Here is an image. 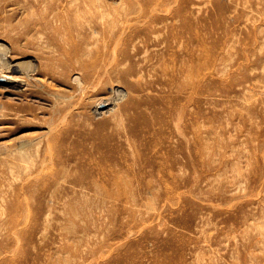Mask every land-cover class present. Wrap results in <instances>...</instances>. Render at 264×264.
Instances as JSON below:
<instances>
[{"label": "rangeland", "instance_id": "rangeland-1", "mask_svg": "<svg viewBox=\"0 0 264 264\" xmlns=\"http://www.w3.org/2000/svg\"><path fill=\"white\" fill-rule=\"evenodd\" d=\"M0 45V264H264V0H0Z\"/></svg>", "mask_w": 264, "mask_h": 264}, {"label": "bare ground", "instance_id": "bare-ground-1", "mask_svg": "<svg viewBox=\"0 0 264 264\" xmlns=\"http://www.w3.org/2000/svg\"><path fill=\"white\" fill-rule=\"evenodd\" d=\"M92 9H94V10H96V8L95 7H92V6H90V7H88V13H91L92 12ZM118 9L119 8H112V10L114 11V12H116V14H117V16L119 15L118 13ZM118 12V13H117ZM101 13H105L103 10H101L100 11V14ZM139 13V12H138ZM103 17H104V14H101V18H102V20H103ZM93 19V17H91V20ZM44 22H43V25H44V27H45V31H41V33L40 34H42V35H46L47 36V39L48 40H52L51 41V43L52 44H54L55 45V47H56V49H57V51L60 53V54H65V53H67V54H73L75 51H76V49L78 50L79 48H80V43H79V40H81V41H85V39H83V38H80L81 37V35H83V33H84V30L86 29V28H88V27H90L91 28V25H89L91 22L89 21V20H86V24L87 25H89L88 27H84L83 26V24L82 23H80V22H78L77 24H76V27H73L72 29H69V27L67 26V25H65V22H64V20L62 19V16H58V15H55L54 16V18H53V20H43ZM49 21H51L52 23L51 24H49ZM48 29V30H47ZM140 29V28H139ZM138 29V30H139ZM123 31V30H122ZM92 34L94 35V34H98V32L95 30V29H92ZM144 32H146V30L144 31ZM122 33V32H121ZM60 35V37L61 38H59V37H57V36H59ZM63 39V41H64V43H66V41L68 42V47H69V49L68 50H65L63 47H62V45H61V43H60V41ZM93 39V38H92ZM66 40V41H65ZM84 43H86V42H84ZM1 46V45H0ZM3 47H5L4 45H3ZM86 47V46H85ZM51 48V47H50ZM90 48V47H89ZM3 49V48H2ZM10 49V48H9ZM7 49H5V51H6ZM5 51H3L4 53H5ZM10 51V50H9ZM89 51V53H90V50H88ZM88 51H86V52H88ZM0 52H1V50H0ZM11 52V51H10ZM8 53V52H7ZM7 53H5L3 56H2V58H0L1 59V61H0V77H1V74H4V73H6L5 74V77H3L2 78V82L3 83H5V84H9V83H12L13 82V76L11 77L10 76V74L11 73H13V72H21V70L23 71L24 70V67H25V70L26 69H32L31 71H29L30 73L32 72H34V74H35V68L37 67H35V65L33 64V62L31 63L30 61H26V62H22V63H19V64H17V63H15V65L18 67V65H19V67H23L22 69L20 68H17L16 66V68L14 67V64H12L11 65V62L9 61V57L7 56ZM85 56V55H84ZM83 56V57H84ZM89 56V55H88ZM90 62V61H89ZM79 63H81L82 65L83 64H85V63H83V61H80ZM27 67V68H26ZM72 68H74L75 70L77 69L78 71H79V76H77V77H75L73 80H74V82H72L73 83V85L75 86V88L76 89H83V88H88V87H90L91 86V83L93 82V79L94 78H92V75H87L88 74V72H86L85 71V69H89V67H72ZM94 68H97V67H94ZM113 68V67H112ZM107 69L108 68H106L104 71V75L106 74V72H108L107 71ZM24 70V71H25ZM120 72V71H119ZM125 70H122L121 71V73L122 74H125ZM25 73V72H24ZM27 73V72H26ZM29 73V74H30ZM100 73H101V75H100ZM29 74H27L28 76L27 77H30L31 78V76H29ZM50 75V77H53V75H54V72H52V69H50V68H46V69H44V71H38L37 72V75ZM25 75V74H24ZM104 75H103V73L102 72H100L99 71V73H97V77H99L100 79H102V78H104ZM16 76V75H15ZM14 79H15V77H14ZM1 81V80H0ZM16 80H14V82H15ZM24 81V80H23ZM22 81V82H23ZM21 83V82H20ZM19 83V84H20ZM14 84V83H13ZM24 84V83H23ZM15 85H17V84H15ZM21 85V84H20ZM21 87H22V85H21ZM19 88V87H18ZM88 90V89H87ZM115 92V91H114ZM114 94V93H113ZM112 94V95H113ZM54 96V95H53ZM112 98V97H111ZM111 98H109L111 101H112V99ZM57 99V98H56ZM108 100V99H107ZM114 100V99H113ZM107 102V101H106ZM110 102V101H109ZM102 103H97V105L95 106L96 108L95 109H98V108H100V105H101ZM107 124V122L106 121H103V120H101V121H99V122H97L96 123V126H98L99 128H101V127H104L105 125ZM53 129V128H52ZM52 131V130H51ZM54 131V130H53ZM60 137V132H59V130H58V132H55V134H54V136H53V140L54 139H56V138H59ZM100 140H102V137L100 136ZM18 152H19V150H18ZM53 155V154H52ZM53 163V162H52ZM75 215V214H74Z\"/></svg>", "mask_w": 264, "mask_h": 264}]
</instances>
